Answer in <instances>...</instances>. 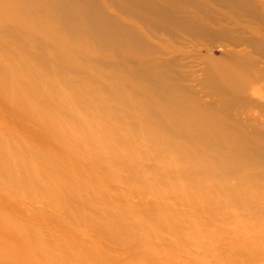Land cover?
<instances>
[{"label": "rangeland", "instance_id": "374dc122", "mask_svg": "<svg viewBox=\"0 0 264 264\" xmlns=\"http://www.w3.org/2000/svg\"><path fill=\"white\" fill-rule=\"evenodd\" d=\"M37 1L0 0L22 30L0 20V264H264L262 154L196 139L240 116L264 132V0H176L171 30L96 0L141 36L117 49L18 17Z\"/></svg>", "mask_w": 264, "mask_h": 264}, {"label": "bare ground", "instance_id": "6f19581e", "mask_svg": "<svg viewBox=\"0 0 264 264\" xmlns=\"http://www.w3.org/2000/svg\"><path fill=\"white\" fill-rule=\"evenodd\" d=\"M24 1L29 2V0H21V2ZM217 1L229 5L231 7H234L238 10H242L245 12L253 11V13L255 11L256 13L254 4L251 2V0H217ZM175 2L176 0H163L161 2L151 1V0L150 1L121 0L118 3L120 6L118 4L116 5L118 8H121V5L123 6V8L128 7V5L135 6L138 9L137 10L138 13L144 15H150L151 17L150 21L152 23L154 22L156 27L168 28V25H166V23L170 24L184 20L181 18H174V16H172L174 13L173 9H175V7L177 6L175 5ZM3 7H4L3 5L0 6V20L5 25L11 28V36L9 35L8 37H6V40L9 41L10 44L13 42L18 43L22 41L20 37V34H22V30H20V28L17 25H15L14 23L16 22L15 20H11L8 17V14L13 12V10ZM21 12L22 14L18 15V17L30 16L37 21L40 20L42 24L43 22H45V20L51 21L53 18H59L60 22L58 24H61L60 25L61 28L59 29L60 32H66L68 35L72 37L74 36L75 38L81 35H86L90 37V39L96 40L98 42V45L108 48L117 49L120 46L129 45L131 44L130 41L138 40L140 39L139 37H141L138 35L136 30L132 28L130 25L123 23L121 20H119V18L112 16L111 14H108L107 10H104V7L99 5L96 2V0H38L34 4V6L31 7L29 10L21 11ZM41 28L42 27L40 25H37L34 27L33 30H38ZM171 29H172L171 27L168 28V30ZM194 29H196V27H194ZM196 30L202 33L212 32L210 28L207 29V27L204 26L197 27ZM14 36L16 37V40L13 39ZM257 39L258 38L255 37L254 38L249 37V39H241V41L245 43L249 41L255 43L257 42ZM139 42L142 43L141 39L139 40ZM20 46H22V48L23 47L26 48L25 43L20 44ZM32 54L37 55L41 59V61L46 64L50 58L49 56H47V53H45V51L42 50V47H39V50L35 49L32 52ZM129 58L130 57H127V59L126 58L125 59L128 60ZM111 62H112L111 64L116 65L119 61L114 59ZM151 70L152 69L149 67V65L146 64L141 70L135 72L136 73L135 77L137 76L140 77L142 74L146 75L145 77H147L149 75V72H152ZM160 76L163 77L164 75L161 74ZM5 78L6 80H8L9 84L15 89V91H19L21 95L22 94L25 95L29 92L26 84H24V81H20L16 77V75L13 76L12 74L11 75L9 74L5 76ZM152 84L153 86L154 85L158 86L159 82L157 81V79L156 81L155 79H153ZM31 91L34 90H30V92ZM36 91L39 92V87L36 89ZM48 101L50 102L49 99ZM35 103L37 102L36 101L33 102V105H35ZM22 108L25 111H27L29 115H31L30 111L33 109H31L32 106L30 103L22 102ZM155 114L156 117H158L159 121L162 122L163 121V119L161 120V118L163 117L162 112L156 111ZM240 118L242 117L240 116L236 119L237 121L235 122V124L233 123L234 128H232L231 130L226 131V128L224 130H218V129L209 130V132L213 134L212 137L213 141L211 139V141L207 143L208 138L205 137V139H202L201 137H198L196 138L197 142L201 143V141L199 140L201 139L203 141L202 143L204 144L207 145L213 144L214 146L222 150L229 149L232 152H237L234 153L237 154V156L243 155L246 156L247 158L252 157V161H254L253 159L255 158L252 155H250V152H259L262 154L263 158L258 159L257 164L258 165L264 164V144L261 143V141L264 142V137H263L264 132H261L249 126H245L244 121H242ZM43 121L48 123L46 119ZM173 131H176V133L178 132L177 130H173ZM66 132L67 130H63V132L61 133L66 134ZM185 132L186 131H182V130L179 131V133L181 134H186ZM257 134H261V137H256ZM176 140L177 139L170 140L172 146L178 145V141ZM184 145L182 144V149L186 151L189 150L187 148V145L186 146ZM30 151H32V149ZM217 160L228 162V160L223 156L217 157Z\"/></svg>", "mask_w": 264, "mask_h": 264}]
</instances>
